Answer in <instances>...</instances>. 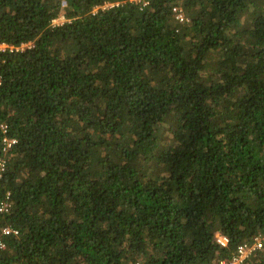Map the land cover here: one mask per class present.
<instances>
[{"label": "trees", "instance_id": "obj_1", "mask_svg": "<svg viewBox=\"0 0 264 264\" xmlns=\"http://www.w3.org/2000/svg\"><path fill=\"white\" fill-rule=\"evenodd\" d=\"M0 44H30L0 51V264H218L264 237V0H0Z\"/></svg>", "mask_w": 264, "mask_h": 264}, {"label": "built area", "instance_id": "obj_2", "mask_svg": "<svg viewBox=\"0 0 264 264\" xmlns=\"http://www.w3.org/2000/svg\"><path fill=\"white\" fill-rule=\"evenodd\" d=\"M130 2H134L137 4H140L142 7H145L148 5V1L149 0H129ZM118 3H112V4H105L103 6H101V9H106V8H112L113 6H117ZM172 12L174 14V17L177 21H179L180 23H185L188 22L187 17L184 15L182 9L180 8H176L174 7L172 9ZM59 19V18H58ZM63 19V18H62ZM64 20V19H63ZM57 21L54 20L52 23L55 24L54 22ZM0 47H2L3 49H1L0 51H5L6 49H10V50H14V51H19V50H23L25 48L28 47L27 44H23L20 47H8L4 44H0ZM4 128V127H3ZM15 140H10L6 137H4L2 139V144H3V152L5 153L13 144H15ZM5 164H6V159L4 157L0 158V176L2 175V173L4 172L5 169ZM7 209V205L6 204H1L0 205V212H5ZM2 234L4 236L7 235H17V231L9 229V228H4L2 230ZM217 243L220 244L221 246H226L227 244V239L225 237L222 236H217L216 239ZM264 245V237H256L251 243H244L241 244L240 246H238L236 253L234 255V257L229 260V261H220L218 264H243V262L249 258L254 252L261 250L263 248ZM0 248L3 249L4 248V244L0 242ZM134 264H142V263H134Z\"/></svg>", "mask_w": 264, "mask_h": 264}, {"label": "rangeland", "instance_id": "obj_3", "mask_svg": "<svg viewBox=\"0 0 264 264\" xmlns=\"http://www.w3.org/2000/svg\"><path fill=\"white\" fill-rule=\"evenodd\" d=\"M63 5H65V4H63ZM100 9H101V7H99ZM95 10H97V8L95 9ZM63 19H62V17H60L59 19H57V21H55L54 23L55 24H53V25H59V24H62L63 23ZM28 45V47L30 46V44H27ZM1 49H3L2 47H0V50Z\"/></svg>", "mask_w": 264, "mask_h": 264}]
</instances>
